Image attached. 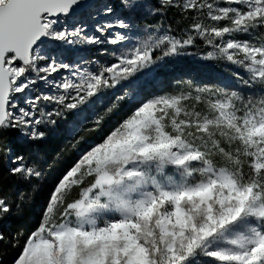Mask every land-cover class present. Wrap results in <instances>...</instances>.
I'll list each match as a JSON object with an SVG mask.
<instances>
[{
	"label": "snow or ice",
	"instance_id": "obj_1",
	"mask_svg": "<svg viewBox=\"0 0 264 264\" xmlns=\"http://www.w3.org/2000/svg\"><path fill=\"white\" fill-rule=\"evenodd\" d=\"M9 248L264 264V0H0V264Z\"/></svg>",
	"mask_w": 264,
	"mask_h": 264
},
{
	"label": "rangeland",
	"instance_id": "obj_2",
	"mask_svg": "<svg viewBox=\"0 0 264 264\" xmlns=\"http://www.w3.org/2000/svg\"><path fill=\"white\" fill-rule=\"evenodd\" d=\"M173 71L176 73L190 72L198 76H212L218 71V68L212 63H199L190 58H182L174 62ZM53 143L57 144L58 142L54 141Z\"/></svg>",
	"mask_w": 264,
	"mask_h": 264
},
{
	"label": "trees",
	"instance_id": "obj_3",
	"mask_svg": "<svg viewBox=\"0 0 264 264\" xmlns=\"http://www.w3.org/2000/svg\"><path fill=\"white\" fill-rule=\"evenodd\" d=\"M54 142V141H53ZM51 143L50 145L46 146V150L48 151H51V150H54L56 148L55 143ZM55 174V172H53L51 175ZM41 199H42V191L41 193H38L36 195V203L35 205L33 206V209H32V212H33V219L35 218V214L39 212V204L41 202ZM14 223V226L16 223H20V222H13ZM8 254L7 255H4L2 257L3 259V264H11V260H12V257L15 255V252L13 249L9 248L8 250Z\"/></svg>",
	"mask_w": 264,
	"mask_h": 264
}]
</instances>
